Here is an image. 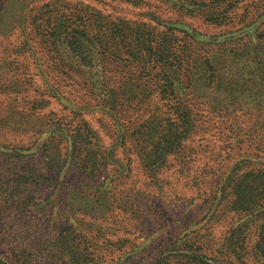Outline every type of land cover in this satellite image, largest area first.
<instances>
[{"label":"rangeland","instance_id":"obj_1","mask_svg":"<svg viewBox=\"0 0 264 264\" xmlns=\"http://www.w3.org/2000/svg\"><path fill=\"white\" fill-rule=\"evenodd\" d=\"M0 264H264V0H0Z\"/></svg>","mask_w":264,"mask_h":264},{"label":"trees","instance_id":"obj_2","mask_svg":"<svg viewBox=\"0 0 264 264\" xmlns=\"http://www.w3.org/2000/svg\"><path fill=\"white\" fill-rule=\"evenodd\" d=\"M71 28H73L72 29V32H73V34H72V38H70V40L72 41V45L73 44H75L76 46V48H77V50H79V44H80V41L82 40V38L83 37H85V32L86 31H81V30H79V27L78 26H73L72 25V27ZM117 33L119 34V35H124V37H127L128 38V36H129V39H128V41L130 40V38L132 37L130 34H125V31H122V30H120V29H117ZM133 39H134V36L132 37ZM129 42H131V40L129 41ZM141 44V45H140ZM144 43L143 42H141V43H139V41H138V39H136L135 40V43H129V45H128V52L131 54V53H134L133 51H135L136 52V49H141L142 50V48L144 47ZM150 46V45H149ZM131 49V50H130ZM148 49H149V53L154 49L153 47H148ZM75 52V51H74ZM77 52V51H76ZM78 53H79V51H78ZM155 54H157V52H154ZM163 55L162 54H160V56H159V60H160V62H161V60H163ZM162 86H164V84H162Z\"/></svg>","mask_w":264,"mask_h":264}]
</instances>
